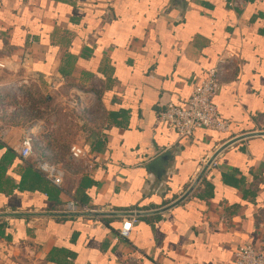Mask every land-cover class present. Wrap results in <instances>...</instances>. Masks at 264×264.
<instances>
[{
	"label": "crops",
	"instance_id": "obj_1",
	"mask_svg": "<svg viewBox=\"0 0 264 264\" xmlns=\"http://www.w3.org/2000/svg\"><path fill=\"white\" fill-rule=\"evenodd\" d=\"M219 58L213 101L229 131L180 137L160 115L185 106ZM0 61V264H234L236 249L264 248V135L224 149L162 213L64 211L70 200L158 210L223 144L264 132V0H0ZM34 124L35 156L23 160ZM74 144L84 159L71 158ZM36 158L63 168L61 187Z\"/></svg>",
	"mask_w": 264,
	"mask_h": 264
},
{
	"label": "built area",
	"instance_id": "obj_2",
	"mask_svg": "<svg viewBox=\"0 0 264 264\" xmlns=\"http://www.w3.org/2000/svg\"><path fill=\"white\" fill-rule=\"evenodd\" d=\"M228 60L219 58L216 64L209 69L205 76L194 84L190 97L185 106H178L168 103L160 115L162 122L175 128L180 137L192 136L198 128L227 132L229 123L222 119L217 104L213 101L214 96L222 86V74L224 73ZM6 68L0 61V69ZM2 91L0 88V96ZM42 126L34 124L29 126L24 133L18 154L23 160L35 156L34 138ZM70 156L73 160L84 159L87 154L82 146L74 144L70 147ZM43 176L54 186L61 187L64 180V170L58 164L45 158H36L33 164ZM65 212L68 213H89L95 212L77 200H70L66 203ZM136 218L125 219L116 239L123 240L129 237ZM234 264H264V248L252 244L245 245L234 251Z\"/></svg>",
	"mask_w": 264,
	"mask_h": 264
},
{
	"label": "water",
	"instance_id": "obj_3",
	"mask_svg": "<svg viewBox=\"0 0 264 264\" xmlns=\"http://www.w3.org/2000/svg\"><path fill=\"white\" fill-rule=\"evenodd\" d=\"M260 135H264V132H253V133H249V134H244L242 136H238L236 138H233L230 141H228L225 144H223L209 158V160L204 165L203 169L198 174L197 178L194 180V182L191 184V186L187 189V191L180 198H178L177 200H175L174 202H172L168 206H165L163 208H160V209L155 210V211H150V212H89V213H82L81 215H86V216H124V217H127V216L128 217L138 216L139 217V216H144V215H148V214L162 213L164 211H167L168 209H171L172 207L177 206L179 203H181L184 199H186L189 196V194L195 189L197 184L200 182V180L202 179V177L205 174V172L207 171V169L212 165V163L215 161L216 157L224 149H226L227 147H229L230 145H232L233 143H235V142H237L239 140L246 139L248 137H253V136H260ZM168 155L169 154H163L158 159L159 161L158 160H156V161L160 162L161 160L165 159ZM2 215H6V214H0V216H2Z\"/></svg>",
	"mask_w": 264,
	"mask_h": 264
},
{
	"label": "rangeland",
	"instance_id": "obj_4",
	"mask_svg": "<svg viewBox=\"0 0 264 264\" xmlns=\"http://www.w3.org/2000/svg\"><path fill=\"white\" fill-rule=\"evenodd\" d=\"M25 97H22V98H20L19 100H15L16 102L15 103H17V104H23V103H25L24 101H25V99H24ZM7 103V107H9L11 104H13L14 102L11 100V98L9 97V99H8V101L6 102Z\"/></svg>",
	"mask_w": 264,
	"mask_h": 264
}]
</instances>
